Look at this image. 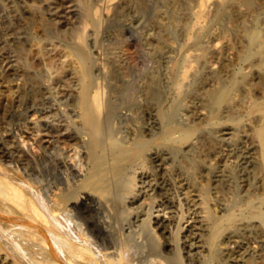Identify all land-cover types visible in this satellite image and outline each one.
Returning a JSON list of instances; mask_svg holds the SVG:
<instances>
[{"label":"rangeland","instance_id":"rangeland-1","mask_svg":"<svg viewBox=\"0 0 264 264\" xmlns=\"http://www.w3.org/2000/svg\"><path fill=\"white\" fill-rule=\"evenodd\" d=\"M200 1L0 0V162L26 196L61 190L71 215L60 213L62 221L81 225L104 264L118 257L107 250L125 246L141 264H205L209 225L234 195L229 160L239 143L227 123L243 108L249 81L239 77L219 105L215 92L243 66L240 27L264 14V0ZM97 91L101 112L94 111ZM174 125L192 128L191 140L163 141ZM113 141L143 147L110 171L106 191L81 187L77 167L108 160ZM2 144L15 157L4 156ZM247 178L239 181L248 185ZM18 215L31 225L0 212V264H91L89 254L81 257L82 241L74 252H49L44 241L58 246L57 238L39 233L37 215ZM227 252L215 264H232Z\"/></svg>","mask_w":264,"mask_h":264},{"label":"bare ground","instance_id":"bare-ground-1","mask_svg":"<svg viewBox=\"0 0 264 264\" xmlns=\"http://www.w3.org/2000/svg\"><path fill=\"white\" fill-rule=\"evenodd\" d=\"M114 1L115 0H111V2H114ZM223 1L224 0H203L202 1L203 4L201 1H200V3H201V5H206L207 3L213 4V2L221 3ZM250 4H251V2H250ZM210 6L212 7L213 5H210ZM216 6H217V4H216ZM245 7H246V5H245ZM250 7H249V9H250ZM106 11L110 12V11H112V9L106 10ZM109 12L107 14H109ZM254 12H256V11H254ZM95 14H96V12H95ZM261 14H263V13H261ZM250 17H252V16H250ZM244 18H241V19H244ZM250 25H249V27L246 26L245 28L240 27L241 29L242 28L243 29L241 32L242 38H241V42L239 45V47L241 46L239 56H240V59L243 63V66H241L240 68L238 67L239 69H237L235 71V74L233 75V77H231L232 79L230 81L229 87H226L225 89L220 90L218 93L215 92L216 93L215 104L217 103L219 105L220 103L224 102V99L227 96L228 88L230 90L236 84L239 77H243V78L245 77L249 81L248 83L250 86L247 88V90H245L246 94L244 95V96H246V98H245L246 101H245V103H243V105L240 104L241 106H243V108L241 107V111L239 113L235 112L233 115H231L230 121H229V123H227V124H229V129L231 130L232 137L234 139L233 141H235L234 143H239L240 145H242V149L239 150L237 148V146L239 144L238 145L234 144L235 147L233 149V154L231 155V160H229L231 163L232 172L235 176L236 189L234 191L233 197L231 198L230 205L227 208H223L224 209V211L222 210L223 212L218 211L215 214V216L213 217V221L211 222V225H209V227H210L209 228V234L207 233L208 234V242H207L208 243V248H207L208 249V258H207L205 264H211V263L215 264L217 261H220V259L222 258L221 255L223 254L224 249L226 251H228L227 253L230 252V257L232 258L230 263H232V264H264V88H263L264 84L262 83L263 85H261L262 88L260 90L255 91V89H254L255 83L257 82V78H261L264 76V14L262 16H260V15L256 16L255 19L253 20L252 25L251 26ZM87 27L89 28V25L85 24V29ZM80 35H82V34H80ZM80 35L78 36L79 39H80ZM36 46H38L37 43H36ZM34 47H35V45H34ZM43 47L44 46L42 45V48ZM37 48L38 49H33V50L34 51H36V50L42 51L40 47H37ZM44 50H46L45 47H44ZM54 50H55V48H54ZM34 51H33V53L35 54ZM38 51H36V52H38ZM31 52L32 51H30V55H32ZM42 52H40L39 55ZM46 52H48V51H46ZM57 52H58V50H57ZM36 54H38V53H36ZM51 54H52V52H51ZM54 54H52V55L54 56ZM39 55L38 56L36 55V56L40 57L41 55L40 56ZM45 55H43L44 58L47 56V55L46 56ZM69 55H67V57ZM59 57H61V56H59ZM52 59L54 60L55 58H52ZM41 60L45 61V59H43V57ZM47 60H49V58ZM47 62H49V61H47ZM63 62L65 63V61H63ZM74 63H75V61H74ZM49 64H51V63H49ZM49 64H47V65H49ZM70 64H73V63L71 62ZM59 65H58V67H59ZM73 66H74V64H73ZM50 67H52V65ZM50 67L48 66V69L51 70L52 68H50ZM70 67H71V65H70ZM70 67H68V68H70ZM59 68L61 69V67H59ZM63 68H65V67H63ZM50 70H49V72H50ZM57 70H56V74L58 73ZM187 70H189V69H187ZM187 70H185L186 73H188ZM66 71H68V70H66ZM61 72H64V69ZM61 72L59 71L58 74H60ZM185 72H184V74H185L184 77H186V79H187V74ZM184 74H182V75H184ZM50 75H52V74H50ZM61 75H62V73H61ZM78 75H79V73H78ZM56 77H57V75H56ZM241 80H242V78H241ZM260 80L262 81V79H260ZM238 83H239V81H238ZM244 84H246V83L244 82ZM242 87H244V86H242ZM230 93H231V91H230ZM232 95H233V93H232ZM102 97H103V95H101V93L99 91H97L94 95L93 105H94V109H95L94 111H96V112H101L103 109L104 104H103V100H102L103 98ZM92 109H93V107H92ZM89 110L92 111L90 108H89ZM233 111H235V109ZM87 112H89V111H87ZM238 131L244 132L242 139L237 138L238 137L237 136ZM193 134L194 133H193L192 128L190 129V128H187L184 126L174 125V126L167 127L163 131V133L161 134L160 138L163 141H168L171 143L174 142V144L175 143H187L191 140ZM114 140H117V139H114ZM110 142H112V140H110ZM117 142L113 141V143H111V144H113V149L111 151L110 158L108 160L104 156H99L96 159V161L93 163L92 168L87 169L82 164L77 167V172L81 176V182H80L81 187L86 188V189L99 191V192L106 191L107 187H108L106 185L107 184L106 180H107V177H109V175H110V171L116 172L118 169H120V167L125 162H127L130 159V157L135 152L139 153L143 147L142 144H136L135 146H132V147L131 146L127 147L124 145L117 146L116 145ZM111 144H110V146H111ZM1 148L3 150L4 156L7 155V156H10V158L15 157L13 151H11V149L9 147H7V145L2 144ZM110 150L111 149H109V151ZM1 155H2V153H1ZM17 159H18V157H17ZM15 161H16V159H15ZM1 162H0V195L3 199L2 202L5 204V208L6 207L8 208L7 209L8 211H5V212L0 210L1 213L5 214L6 216H8L12 220L22 221V223H24L26 226H30L31 222L22 220L18 215L19 212H24V213L30 215L31 217H33L32 214L37 215L38 218H36V217L33 218V224H34V226L36 225L35 227H37L40 230L39 233L41 235H51L53 237L55 236L54 239L57 238L56 240H57L58 246L56 244H54L53 241H51V242L44 241L46 243V245H48L47 248H49V252H57V251H64V250L74 252V247H76L78 245L74 242L82 241L83 245L81 247H82V250H84L85 252H84V254H82V256L81 255L80 256L85 259L86 258L85 254H89L90 258L92 260L91 264H104V261L102 259L101 250L99 249L100 246H97L99 248H96L95 246L92 245L91 240L84 238V236L86 235V232L82 228H80L81 225L77 222L75 224L76 229H74V227L72 228L71 224L70 225L67 224V226H66V223L64 224V222L62 221L60 213H61V215L65 216V218H67V220L71 219V215H69V212H68L69 209L66 208L63 204L65 202H63V200H62L64 196H63V192L61 190L55 191L52 189L53 192H51V194L44 195L45 194L44 192H43L44 194L41 193L42 191H44L42 189V191L40 193L43 196H39L38 199H34L32 197V195L26 196V195H24V193H25L24 191H23L24 193L23 192L21 193V189L18 186L17 181L7 173V170L2 166L3 164H1ZM16 166H18V165H16ZM244 172L246 174H248V178H247L248 179L247 180L248 185L242 184L239 181V179H241L242 177L245 176ZM240 173H244V174L239 175ZM23 180L25 182H27L25 179H23ZM28 183H30V182H28ZM240 184H241V186H240ZM31 185H33V183L30 184V186ZM21 186H22V184H21ZM37 186H38V184H37ZM238 186H240V188H238ZM233 187H235V186H233ZM52 190H50V191H52ZM48 191L45 190V192H48ZM46 199L49 200V203L47 202ZM78 200H80V199H78ZM51 203L55 204L58 207L52 208L50 205ZM73 232L76 233V236L73 235ZM244 241H246V242H244ZM128 246H130V245H128ZM105 248H107V247H105ZM123 248L124 249H122V251H118L120 249L117 250L115 248H113V249L109 248L110 250H107L106 254H107V256H109L113 259H114V257L118 256L116 258V261H113L114 264H141L142 260L135 259L134 256L132 255V253L129 252V250L127 249L126 246ZM129 249H131V248H129ZM132 249H134V248H132ZM240 250H242V251H240ZM162 256H163V254H162ZM0 257H1V255H0ZM224 258H226V257H224ZM3 260H4V258H3ZM153 260H155V259H153ZM153 260H151V262L157 263L156 262L157 260L156 261H153ZM162 261L163 260H161V262ZM72 262H74L76 264H80V262L78 263L77 260H72ZM83 262H84V260H83ZM147 262L149 263L148 260H147ZM0 263H1V261H0ZM84 263L88 264V262H86V260ZM111 263H112V261H111ZM164 263L166 264V262H164ZM145 264H146V262H145ZM168 264H170V263H168Z\"/></svg>","mask_w":264,"mask_h":264}]
</instances>
